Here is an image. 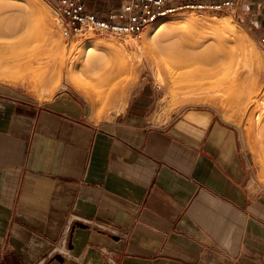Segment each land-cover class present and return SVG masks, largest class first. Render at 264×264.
Returning a JSON list of instances; mask_svg holds the SVG:
<instances>
[{
    "label": "crops",
    "instance_id": "obj_1",
    "mask_svg": "<svg viewBox=\"0 0 264 264\" xmlns=\"http://www.w3.org/2000/svg\"><path fill=\"white\" fill-rule=\"evenodd\" d=\"M232 13L260 41L264 0ZM154 99L142 86L120 113L94 116L68 90L40 101L0 85V252L17 264H264V181L236 125L206 106L165 115Z\"/></svg>",
    "mask_w": 264,
    "mask_h": 264
},
{
    "label": "rangeland",
    "instance_id": "obj_2",
    "mask_svg": "<svg viewBox=\"0 0 264 264\" xmlns=\"http://www.w3.org/2000/svg\"><path fill=\"white\" fill-rule=\"evenodd\" d=\"M40 1L49 6L54 16L56 40L50 29L34 15L26 17L28 9L23 10L17 0H0L1 24L23 27L16 37H4L1 31L0 71L6 69L12 73L19 69L27 78H18L17 82L0 78V85L9 87L21 98L40 101L68 90L86 99L94 116L120 113L142 86L151 87L155 105L165 115L191 106L210 107L222 119L236 125L244 158L254 177L264 181V45L248 33L232 11H199L187 7L170 12L164 18L174 20L192 15L224 18L230 21L234 30L242 32L252 47V53H246L231 42L214 47L211 40L197 46L194 51L193 39L188 38L189 42L185 39L189 30L186 24L175 27L177 34L164 35L161 31L153 44L151 41L144 44V32L137 37L122 38L97 32L67 37L52 4L48 0ZM157 25L158 22L150 23L145 29ZM92 39L114 40L118 46L127 48L130 55L125 60L118 58L115 61L124 60L132 70L102 83L108 75L82 68L79 63L83 50L81 45ZM190 51L201 54L187 59L184 55ZM108 54L112 58L111 53ZM161 77L165 83L160 82ZM73 83H83L88 88L79 90ZM207 93L212 96H207ZM0 264L17 262L12 256L0 252Z\"/></svg>",
    "mask_w": 264,
    "mask_h": 264
},
{
    "label": "bare ground",
    "instance_id": "obj_3",
    "mask_svg": "<svg viewBox=\"0 0 264 264\" xmlns=\"http://www.w3.org/2000/svg\"><path fill=\"white\" fill-rule=\"evenodd\" d=\"M17 1L19 2V6L23 7V10L26 11V9H28L27 10L28 12H25L26 17L34 15L36 17V19H39V21L41 23H44L45 26L48 29H50V31L52 32V35H53V39L56 40V36H57L56 31H55L56 28H55V23L53 22L55 19H53L54 16L50 11L49 6H45L44 5L45 3L42 4V2L40 0H17ZM178 9H180V8H176V9H174V11H176ZM0 21H2V20H0ZM156 22H158V25L156 27L148 28V29L144 28L141 31V32H144V35L146 37V40H144L145 41L144 44L148 43V41L149 42L151 41L150 43L153 44L154 40L157 39L158 35L161 33H163L164 35L177 34L176 33L177 28H175V27H181V26L184 27L183 25L186 24V25H188L189 30H187L188 31L187 38H185V39H187L188 42L190 41L188 38L193 39L195 44H192V47H194L192 49L194 51L197 49V46L198 47L203 46V45H205L204 43L211 40L212 43H214V44H212L214 47H218L222 44L228 45V43L230 44V42H231L233 44L238 45L239 48L244 49L246 53H252V47L250 46V43L248 44L244 35H242V32L241 31L238 32L237 30H234L232 28V26L230 25L231 24L230 21H228L224 18H219L216 16H212V17H207V16L201 17V16H199L198 17V16L192 15L190 17L189 16H183L182 18H174V20H167L163 16V17L159 18ZM156 22H154V23H156ZM1 23L2 22H0V33L3 30L4 37L5 36L6 37H16V36L20 35V33L23 29V27H21V25L9 27L8 25L3 26ZM107 34H109V33H107ZM139 35H137V36H139ZM137 36H135V37H137ZM115 37H117V36H115ZM127 37H130V36H127ZM119 38H122V37H119ZM131 41H133V40H131ZM78 44H80V43H78ZM136 45H138V44H136ZM122 47H123V45L118 46L116 41H114V40H110V41L97 40V39L87 40V41L83 42L81 45V49H83V50H82V55H81L79 63H81L82 68L90 69L92 72H101L102 75H108V76L104 77V80L102 81V83H108L110 80L115 79L117 76H119V75H121L127 71L130 72V70H132L131 66L127 62L124 61L126 56L130 55V52L127 48H122ZM236 49H237V47H236ZM186 50H188V49H186ZM108 53H111L112 58L109 56ZM184 53H186V52H184ZM179 54H180V52H179ZM199 54H201V53L190 51V52H187L184 56L187 59L188 58L190 59L191 57L198 56ZM181 55H183V54H181ZM118 58L119 59L124 58V60L123 61L120 60V62H116L115 59L117 60ZM12 67H13V65H12ZM5 68H3V69H5ZM13 71L11 73L9 70H6V69L1 70L0 71V78L6 79V80H12V81L16 80V82L18 81V78H23V80L27 79L24 75H21L22 71H20L19 69L15 72H13ZM158 74H160V73H158ZM33 75L35 76L36 74H33ZM159 77H160V75H159ZM31 82L32 81H30V83ZM119 82H120V84L122 83V81H119ZM160 82L165 83L164 78L161 77ZM73 84L79 90L85 91V89L88 88V87H86V85H83V83H81V84L73 83ZM85 94L89 96L88 93L85 92ZM207 96H212V95L207 93ZM209 98H212V97H209ZM254 98H256V97H254ZM225 99H226V97H225ZM206 100H207V98H206Z\"/></svg>",
    "mask_w": 264,
    "mask_h": 264
},
{
    "label": "built area",
    "instance_id": "obj_4",
    "mask_svg": "<svg viewBox=\"0 0 264 264\" xmlns=\"http://www.w3.org/2000/svg\"><path fill=\"white\" fill-rule=\"evenodd\" d=\"M64 33L74 37L89 32L109 33L117 37L137 36L150 23L176 8H195L228 12L243 0H48ZM264 44V35L260 37ZM66 253L65 247L60 248Z\"/></svg>",
    "mask_w": 264,
    "mask_h": 264
},
{
    "label": "water",
    "instance_id": "obj_5",
    "mask_svg": "<svg viewBox=\"0 0 264 264\" xmlns=\"http://www.w3.org/2000/svg\"><path fill=\"white\" fill-rule=\"evenodd\" d=\"M77 224L79 226L86 227V224L85 223L78 222ZM54 258L58 259L59 261H63L64 260V257H63V255L61 253L55 254V257Z\"/></svg>",
    "mask_w": 264,
    "mask_h": 264
}]
</instances>
